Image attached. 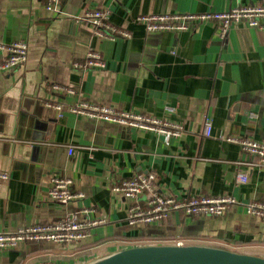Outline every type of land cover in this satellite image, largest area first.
I'll return each instance as SVG.
<instances>
[{
    "label": "crops",
    "instance_id": "crops-1",
    "mask_svg": "<svg viewBox=\"0 0 264 264\" xmlns=\"http://www.w3.org/2000/svg\"><path fill=\"white\" fill-rule=\"evenodd\" d=\"M257 1L61 0L48 10L47 0H0V43H28L26 63L0 73V170L10 173L0 183V232L57 221L82 207L109 219L70 245L24 242L2 250L0 264H78L97 253L178 238L264 257V218L246 209L264 200V167L238 183L242 149L228 140L264 142V29L236 25L220 38L213 22L148 31L135 21L141 14L221 11ZM97 7L110 8V21L132 37H98L81 19ZM89 49L101 53L105 68L74 66ZM53 84L75 93L61 94ZM56 100L66 105L60 116L48 106ZM79 100L168 119L186 132L167 136L77 115L68 105ZM207 119L212 136L205 135ZM150 172L159 189L174 196L227 193L238 203L222 216L176 212L161 223L131 225L133 199L112 183ZM54 176L71 178L72 189L84 196L67 204L51 200Z\"/></svg>",
    "mask_w": 264,
    "mask_h": 264
},
{
    "label": "built area",
    "instance_id": "built-area-1",
    "mask_svg": "<svg viewBox=\"0 0 264 264\" xmlns=\"http://www.w3.org/2000/svg\"><path fill=\"white\" fill-rule=\"evenodd\" d=\"M61 0H47L46 8L56 10L60 7ZM111 9L108 7L89 8L83 13L82 20L94 28L98 37L116 39L132 37L131 31L114 25L110 21ZM135 21L145 26L148 31H184L190 30L205 22L216 25L217 36L224 38L229 30L236 25H246L252 28L264 29V0L255 3L242 4L221 11H206L201 13H153L141 14ZM3 59L0 60V73H7L23 66L28 59V43L23 39H16L10 43H0ZM78 69L105 68L106 62L98 51L89 49L84 62H75ZM52 89L61 94H74L71 87L53 84ZM48 106L57 111L58 116L66 105L61 101H53ZM71 112L104 120L128 127L147 130L167 136L180 137L186 132L183 124L168 119L155 117L149 114L132 110H115L113 107L88 100H79L68 105ZM172 111L171 107L167 108ZM256 115V114H254ZM213 123L207 119L205 135L212 136ZM229 141L241 145L242 154L235 162L239 167L236 180L240 184L249 181L250 170L254 167H264V142L251 137H228ZM10 179L8 171L0 170V183ZM73 180L68 177L54 176L51 180L48 197L61 204L84 196L83 192L72 189ZM113 190L125 198L133 199L127 220L131 225L161 223L173 213L183 212L186 215L222 216L232 206L238 203L232 194L174 196L159 189L155 173H139L125 179H115L112 183ZM247 212L264 218V200H255L247 204ZM108 217L102 215L92 207H82L77 211L67 213L64 217L50 223L30 224L19 227L13 232H0V251L17 248L20 243L26 242H53L59 244H72L87 239L91 230L108 222ZM172 244H186L187 241L178 238ZM171 244V243H170ZM146 245V244H144ZM136 246V245H135ZM129 247V246H127ZM101 256L78 261V264L87 262Z\"/></svg>",
    "mask_w": 264,
    "mask_h": 264
},
{
    "label": "water",
    "instance_id": "water-1",
    "mask_svg": "<svg viewBox=\"0 0 264 264\" xmlns=\"http://www.w3.org/2000/svg\"><path fill=\"white\" fill-rule=\"evenodd\" d=\"M86 264H264V257L211 245L148 244L121 248Z\"/></svg>",
    "mask_w": 264,
    "mask_h": 264
},
{
    "label": "rangeland",
    "instance_id": "rangeland-1",
    "mask_svg": "<svg viewBox=\"0 0 264 264\" xmlns=\"http://www.w3.org/2000/svg\"><path fill=\"white\" fill-rule=\"evenodd\" d=\"M211 241H214V240H211ZM191 243H194V244H209V243H216V242H210V241H201V240H195V241H192ZM188 244V243H187ZM218 245H221V243H217ZM217 245V246H218Z\"/></svg>",
    "mask_w": 264,
    "mask_h": 264
}]
</instances>
